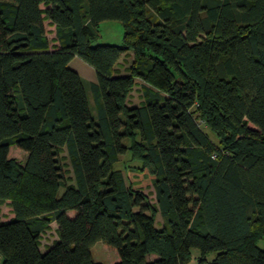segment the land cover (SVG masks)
<instances>
[{
	"label": "trees",
	"instance_id": "trees-1",
	"mask_svg": "<svg viewBox=\"0 0 264 264\" xmlns=\"http://www.w3.org/2000/svg\"><path fill=\"white\" fill-rule=\"evenodd\" d=\"M109 20L122 44H94ZM5 202L1 264H104L97 242L114 264H264V0H0Z\"/></svg>",
	"mask_w": 264,
	"mask_h": 264
},
{
	"label": "rangeland",
	"instance_id": "rangeland-1",
	"mask_svg": "<svg viewBox=\"0 0 264 264\" xmlns=\"http://www.w3.org/2000/svg\"><path fill=\"white\" fill-rule=\"evenodd\" d=\"M47 32V37L50 42L51 48L57 46V42L55 41L54 37V30L50 29L49 26L46 25L45 27ZM123 33L124 29L122 26V23L115 20H109V21H103L98 25L97 28V40L94 42V44H110V45H121L123 41ZM55 42V43H54ZM133 56V55H132ZM131 55H126V57H123L121 62V68L120 72L127 68L129 64H131L133 57ZM71 68L76 70L82 77H84L87 80H96V75L94 72V69L89 66L87 63H85L82 59L75 57L69 64ZM87 68L90 71V74H88ZM87 89V95L90 102L91 109H93L94 104L93 100L90 94V90L88 87ZM129 103L132 105H139L143 103V95L141 90V84L138 83L135 88L133 89L130 97H129ZM67 154H62V162L64 164V168L67 173V177L70 179L73 177L70 162L67 159ZM9 157L15 158L19 161H24L26 159V154L24 151L19 150L17 147L13 146L10 148ZM128 162V157L121 158L120 164L126 165ZM144 194L148 197L151 204L156 205V194L155 190L152 185L144 187L143 189ZM61 192H63V189H61ZM1 214H2V220H6L11 215V208L9 206L8 202L1 203L0 204ZM164 224V219H162L161 215L159 214L157 216V227H162ZM51 231V230H50ZM50 236H55L54 233L49 232ZM91 253L97 262H101L104 264H114L119 261V256L116 250L107 248L102 242H97L92 248ZM193 254L195 257L197 256L198 252L195 250L193 251ZM214 255L211 254L210 257H213ZM155 258L153 255L149 256V259ZM191 264H196V260L193 259Z\"/></svg>",
	"mask_w": 264,
	"mask_h": 264
},
{
	"label": "crops",
	"instance_id": "crops-1",
	"mask_svg": "<svg viewBox=\"0 0 264 264\" xmlns=\"http://www.w3.org/2000/svg\"><path fill=\"white\" fill-rule=\"evenodd\" d=\"M46 25L47 26H49V28L50 29H53L54 30V33H55V28H54V26H52V25H50L49 24V22L48 21H45V27H46ZM54 37H55V34H54ZM55 43V42H54ZM129 55H133L132 53H129ZM86 70H87V72H88V74H90V71L87 69V68H85ZM125 70V69H124ZM124 70H123V72H124ZM84 78V77H83ZM85 79V78H84ZM87 82H96V80H87V79H85ZM11 217H13V214H12V212H11V215H10V217L9 218H7V219H10ZM6 219V220H7ZM5 220V219H4ZM56 229H57V226H56V224L55 223H52L51 224V231H47L46 233H44L43 235H42V237H41V240H40V249H41V251L42 252H45L52 244H53V242L54 241H56L57 239H58V237H57V234H56ZM49 232H52V233H54L55 234V236H50L49 235ZM1 261H2V258H1V256H0V264H1Z\"/></svg>",
	"mask_w": 264,
	"mask_h": 264
}]
</instances>
